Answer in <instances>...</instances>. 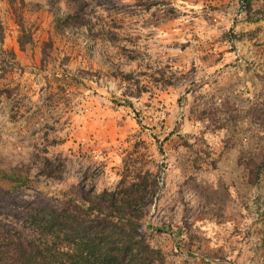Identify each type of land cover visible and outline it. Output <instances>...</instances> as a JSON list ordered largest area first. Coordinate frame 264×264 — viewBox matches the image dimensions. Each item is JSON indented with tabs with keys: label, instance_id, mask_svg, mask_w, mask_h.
Instances as JSON below:
<instances>
[{
	"label": "rangeland",
	"instance_id": "obj_1",
	"mask_svg": "<svg viewBox=\"0 0 264 264\" xmlns=\"http://www.w3.org/2000/svg\"><path fill=\"white\" fill-rule=\"evenodd\" d=\"M0 25L6 204L140 171L166 264H264V0H0Z\"/></svg>",
	"mask_w": 264,
	"mask_h": 264
},
{
	"label": "trees",
	"instance_id": "obj_2",
	"mask_svg": "<svg viewBox=\"0 0 264 264\" xmlns=\"http://www.w3.org/2000/svg\"><path fill=\"white\" fill-rule=\"evenodd\" d=\"M3 39L0 25V56H8L11 65L15 53L4 48ZM17 41L23 48L30 36L19 35ZM45 164L44 176L60 177L56 165L49 159ZM143 178L140 171L125 173L113 189L88 190L81 201L65 192L61 198H10L6 204L9 194L0 190L5 206L0 207V264H166L143 233L142 214L151 196Z\"/></svg>",
	"mask_w": 264,
	"mask_h": 264
}]
</instances>
